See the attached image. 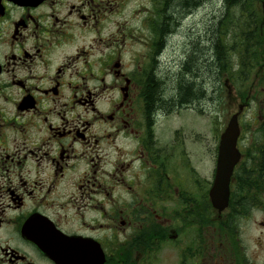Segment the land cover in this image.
Returning <instances> with one entry per match:
<instances>
[{
	"label": "flooded vegetation",
	"instance_id": "flooded-vegetation-1",
	"mask_svg": "<svg viewBox=\"0 0 264 264\" xmlns=\"http://www.w3.org/2000/svg\"><path fill=\"white\" fill-rule=\"evenodd\" d=\"M169 1L140 9L148 49L134 64L120 0H0V264H264V194L253 205L251 191L235 192L236 171L264 173V97L220 211V136L206 179L188 125L160 121L200 97L154 104L178 30ZM251 26L246 108L264 93V24Z\"/></svg>",
	"mask_w": 264,
	"mask_h": 264
},
{
	"label": "rangeland",
	"instance_id": "rangeland-1",
	"mask_svg": "<svg viewBox=\"0 0 264 264\" xmlns=\"http://www.w3.org/2000/svg\"><path fill=\"white\" fill-rule=\"evenodd\" d=\"M151 2L152 0H120V45L126 57V61H131L134 64L137 59L144 57L148 49V46L144 44L142 40H139L140 34H138V36L136 31L140 32L139 26L142 23L143 16L140 15L142 13L140 9L149 6ZM238 9V7L233 6L229 10V13L235 17ZM226 10L225 0H204L197 6V9H195L192 14H188L186 17L179 20L177 25L178 30L174 32L175 34L171 37V44L162 58V70L166 69L167 71V68H172L171 72H178L181 66L180 60L185 57L183 52L186 51V49L190 51L191 48H200L201 45L198 36L201 33L205 32V45L209 44L207 41L211 37L212 28ZM258 11L260 20L262 24H264V6L262 7L261 3L258 5ZM114 30L115 26H110L108 33ZM207 35L209 37L208 39L206 37ZM234 47L236 46L231 41L230 49L228 50L234 53L236 50ZM249 50L250 49L246 51V49H244L243 51L246 54L249 53ZM259 50L263 55L260 60L264 63V41ZM237 54L243 56L241 51ZM249 58L250 56H248V59ZM231 60L232 72L229 74L231 75L229 77L235 84V89H227V87H225L227 76L219 78L217 72L214 73V76L206 75L205 97H201L195 101L192 109H183L168 117L163 116L160 118V121L171 126L172 129L183 125V122L188 125L189 137L187 147L195 158L203 154V161L199 160L198 164L195 159H193V161L197 166L199 165L206 179L210 177L213 167L212 159L209 155L210 150L208 149H211L215 138H218L225 129L231 115L238 111L240 103L245 102L246 92L250 85V82L244 79V75L241 73L238 66V64L241 65V60H237L234 56L231 57ZM244 70L247 71L245 67ZM255 73L256 69L252 74L254 75ZM163 78L166 80L167 76ZM157 86L158 85L153 84L154 88ZM162 89H164L163 85ZM263 97L264 93L260 92L258 100L251 107L245 108L239 116L242 136L246 141L251 135L256 136L260 134L257 125H260L259 105ZM163 99L164 101H168L167 97ZM159 101L162 102V104L166 103L161 99ZM201 138L203 140H201Z\"/></svg>",
	"mask_w": 264,
	"mask_h": 264
},
{
	"label": "trees",
	"instance_id": "trees-1",
	"mask_svg": "<svg viewBox=\"0 0 264 264\" xmlns=\"http://www.w3.org/2000/svg\"><path fill=\"white\" fill-rule=\"evenodd\" d=\"M203 1L170 0L168 5H170L169 8L172 10V23L181 20L185 14L196 9ZM259 1L263 0H225L227 10L213 26L211 37L206 36L207 39L209 38L207 41L209 44L205 45V32L201 33L198 36L200 48H191L190 51L186 49L187 52L189 51L187 63L181 62L180 70L171 72L166 80L163 77L156 78V85L158 86L152 90V95L156 99L154 104H159L160 99L166 103L171 99L170 102L178 101L180 104L187 101L188 104H191L197 98L206 96V75L214 76V73L217 72L219 78L223 76L229 77L232 72L231 57L236 55H233V52L228 50L230 49L231 41L236 46L234 47L236 48L235 51L243 53L248 41L249 25H252L251 28L255 30L257 24L260 23ZM233 6L239 8L235 17L229 13ZM167 29V24H164L162 31ZM238 58L241 60L242 65L238 64V66H240V71L244 75V79H246L244 70L246 57L238 54ZM162 85L164 89H162ZM164 97H167L168 101H164ZM236 185H238L235 190L236 193L245 194L243 192L246 189L252 192L251 201L255 205L264 194V173L253 171L252 173L241 174L239 172L238 184Z\"/></svg>",
	"mask_w": 264,
	"mask_h": 264
},
{
	"label": "water",
	"instance_id": "water-1",
	"mask_svg": "<svg viewBox=\"0 0 264 264\" xmlns=\"http://www.w3.org/2000/svg\"><path fill=\"white\" fill-rule=\"evenodd\" d=\"M242 109L243 106L240 107V111ZM240 111L231 116L225 130L221 134L218 169L215 182L210 191L214 205L221 211L228 205L231 175L241 157V153L237 148L240 136Z\"/></svg>",
	"mask_w": 264,
	"mask_h": 264
}]
</instances>
